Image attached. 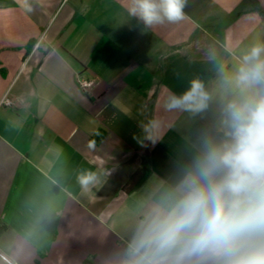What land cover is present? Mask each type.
<instances>
[{"label": "crops", "instance_id": "obj_1", "mask_svg": "<svg viewBox=\"0 0 264 264\" xmlns=\"http://www.w3.org/2000/svg\"><path fill=\"white\" fill-rule=\"evenodd\" d=\"M124 5L0 0V264H119L155 183L218 134L224 82L235 95L264 44V0H186L151 27ZM194 81L206 106L173 107Z\"/></svg>", "mask_w": 264, "mask_h": 264}, {"label": "clouds", "instance_id": "obj_2", "mask_svg": "<svg viewBox=\"0 0 264 264\" xmlns=\"http://www.w3.org/2000/svg\"><path fill=\"white\" fill-rule=\"evenodd\" d=\"M186 0H125L145 27L183 19ZM31 11L30 7H27ZM225 81L218 134L198 138L145 201L119 264H264V44ZM194 81L172 106H206ZM95 175L79 177L87 188Z\"/></svg>", "mask_w": 264, "mask_h": 264}, {"label": "built area", "instance_id": "obj_3", "mask_svg": "<svg viewBox=\"0 0 264 264\" xmlns=\"http://www.w3.org/2000/svg\"><path fill=\"white\" fill-rule=\"evenodd\" d=\"M45 35H46V31H44L37 39V41L33 44V47L29 52V55H31L40 47V45L44 41ZM95 83L96 81L94 78H87L82 76L78 77V85L84 92H89L94 87ZM13 106H14V101L11 98L10 94L9 93L5 94L2 100L0 101V107L12 108ZM6 260L9 264H15L14 261L9 257H6Z\"/></svg>", "mask_w": 264, "mask_h": 264}]
</instances>
